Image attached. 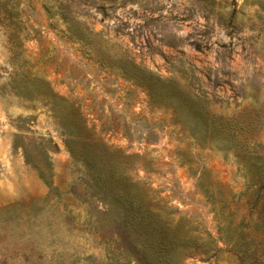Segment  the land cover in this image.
I'll list each match as a JSON object with an SVG mask.
<instances>
[{
    "label": "rangeland",
    "instance_id": "1",
    "mask_svg": "<svg viewBox=\"0 0 264 264\" xmlns=\"http://www.w3.org/2000/svg\"><path fill=\"white\" fill-rule=\"evenodd\" d=\"M132 66L185 101L151 100ZM93 170L130 181L164 250L87 200ZM261 185L264 0H0V264H264Z\"/></svg>",
    "mask_w": 264,
    "mask_h": 264
},
{
    "label": "trees",
    "instance_id": "2",
    "mask_svg": "<svg viewBox=\"0 0 264 264\" xmlns=\"http://www.w3.org/2000/svg\"><path fill=\"white\" fill-rule=\"evenodd\" d=\"M63 20L67 23V29L69 30V38L75 39L84 45H89L90 43V36L87 31V29L78 22L73 19H68L66 15V11L62 10L61 12ZM122 75L125 76L128 79H131L133 83L141 88H143L151 98L157 99L162 98L165 96H172L173 98H178L180 100L185 101V95L179 94L174 91H171L170 89L161 88L159 86L160 80H158L154 75H152L150 72L139 69L135 66L132 67H124L122 70ZM61 116H65L64 114H61ZM62 117V118H63ZM65 120V127L67 130L72 129L73 127H76L78 130H69L71 131V135L74 136H80L82 135L78 121H71L70 119L64 117ZM75 128V129H76ZM67 144H69V152L75 159H81L83 161H88L87 156L88 153L92 151L91 146L92 142L90 141H83L80 139H70L66 140ZM45 151V150H44ZM92 153V152H91ZM90 153V155H92ZM43 154V150H42ZM41 155V154H40ZM39 161H42V158H39ZM90 167H94V164H89ZM45 170L48 169V167L44 168ZM44 175L43 172H41V175ZM47 176V174H46ZM50 176V174H48ZM48 176L46 178V183L50 185V181L47 180ZM91 180L92 184L97 186L98 190H94L92 196L87 198L89 202H91L92 199H95L93 197H97L96 200H98L104 207L109 206L112 203V200L115 202L121 203L125 205L127 208H130V211L125 216H122L123 221H127L130 225H132L135 228H139V234L140 236L144 238L145 242H147L150 246L153 247L155 252H161L164 250L165 247V241L163 236V227L155 226L154 222L152 221V218L149 217V211L147 209V206H143V203L139 202L138 200V191L135 189V187H132V191L129 190L130 181L127 178L120 179L119 182L113 181L111 179L104 180L98 173L91 172ZM256 182L260 183L261 181ZM134 188V192H133ZM100 189H102L100 191ZM107 191L108 193H106ZM254 198L256 201H261V205L264 210V185L259 186L258 188H255L253 191ZM111 196V198L109 197ZM111 199V200H110ZM110 208V207H109ZM110 210H103L102 214L103 217H98L95 221L94 227L97 229H102V218L103 220L105 218H108L112 215H110ZM151 215V214H150ZM148 226V227H147ZM142 239V238H141ZM252 264H262V260L260 259H254Z\"/></svg>",
    "mask_w": 264,
    "mask_h": 264
}]
</instances>
